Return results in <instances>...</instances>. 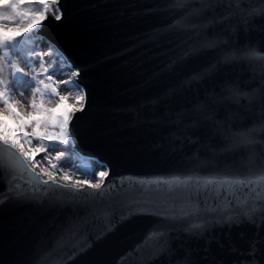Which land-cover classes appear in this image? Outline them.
<instances>
[{"label": "snow or ice", "instance_id": "snow-or-ice-1", "mask_svg": "<svg viewBox=\"0 0 264 264\" xmlns=\"http://www.w3.org/2000/svg\"><path fill=\"white\" fill-rule=\"evenodd\" d=\"M257 2L264 14V0ZM170 4L179 15L166 31L179 40L178 51L166 65L169 75L157 80L138 107L152 106L145 115L167 131L174 150L176 141L183 140L200 147L191 155L182 154L180 166L167 178L133 184L124 177L109 180V163L84 158L77 150L79 133L72 122L89 103L81 81L83 69L43 36L44 21L64 18L60 0H0V204L22 199L106 203L102 214L108 229L115 227L112 218L117 210L121 224L132 216L155 218L133 251L154 245L176 256L175 264H228L215 258L195 259L189 249L177 254L168 238L177 230L203 238L210 218L237 223H256L260 218L264 224V155L257 157L254 151L258 144L264 145V139L258 138L264 133V77L244 91L236 78L222 71L264 60V46H240L231 23L256 10L240 0H170ZM159 38V34L154 37ZM38 39L46 50H40ZM201 83H211V91L201 92ZM62 88L71 91L62 94ZM241 98L247 103L241 104ZM227 101L247 115L228 109ZM240 150L245 160L239 165L222 159ZM76 159L83 162L74 165L79 169L75 175L83 178H74L63 167ZM151 184L154 191L166 195L151 198L148 193L153 189L147 186ZM87 223L85 219L70 225L58 244L82 234ZM232 252L237 259L231 264H264V238H253L247 250L233 247ZM46 260L42 258L40 264Z\"/></svg>", "mask_w": 264, "mask_h": 264}, {"label": "water", "instance_id": "water-1", "mask_svg": "<svg viewBox=\"0 0 264 264\" xmlns=\"http://www.w3.org/2000/svg\"><path fill=\"white\" fill-rule=\"evenodd\" d=\"M240 2L256 12L247 18L232 19L235 39L240 46H264L261 5L257 0ZM60 6L64 18L44 21L43 34L83 69L81 81L89 93V103L85 113H77L72 122L79 133L77 149L109 163V180L124 177L138 184L167 178L180 166L181 155H191L200 144L176 141L174 150L167 131L154 117L145 115L153 111L152 106L138 107V102L152 92L157 80L169 75L166 65L178 51L179 40L166 29L179 13L170 0H60ZM158 34L160 38L154 39ZM170 39L175 42L169 43ZM222 71L236 78L242 90L249 91L256 86L252 81L264 77V60L226 66ZM198 87L201 92L211 91L212 84L201 83ZM196 88L194 85L192 90ZM240 103L247 101L241 98ZM169 104L175 107L173 101ZM226 107L247 115L231 101ZM250 123V119L245 121L246 125ZM258 138L264 139V133ZM254 151L257 157L264 155V145L258 144ZM222 159L239 165L245 153L240 150ZM147 186L153 189L148 193L151 198L166 195L154 191V184ZM112 204L118 209L115 201ZM106 206L23 199L0 204V264H40L44 257L45 264H175L176 256L160 252L154 245L133 251L154 217L132 216L121 224L117 223V210L112 218L115 227L108 229L102 214ZM85 219L88 223L82 234L58 244L70 225ZM256 237L264 238L260 218L256 223H237L217 217L210 218L203 238L177 230L171 233L168 243L177 254L189 249L195 259L208 257L231 264L237 259L232 248L247 250L249 241Z\"/></svg>", "mask_w": 264, "mask_h": 264}, {"label": "bare ground", "instance_id": "bare-ground-1", "mask_svg": "<svg viewBox=\"0 0 264 264\" xmlns=\"http://www.w3.org/2000/svg\"><path fill=\"white\" fill-rule=\"evenodd\" d=\"M38 45H39V39H38ZM40 50H42V51H44V50H46V48H44L43 46H40ZM62 78V77H61ZM68 91H71L70 89H65V88H62L61 89V93L62 94H64V93H66V92H68ZM70 101V103H73V101L72 100H69ZM78 150V149H77ZM78 152L79 153H81L82 154V156L84 157V158H87V157H90V156H88V155H85V154H83L82 152H80L79 150H78ZM54 155V154H53ZM94 158V157H93ZM95 159H97V158H95ZM82 163L83 161L82 160H80V159H76L75 161H74V163H69V164H65V165H63V167H65V169L66 170H69L71 173H73L74 174V178L75 177H78V176H80V177H83L82 175H75V174H77L78 172H79V169H78V167H76V166H74L75 165V163Z\"/></svg>", "mask_w": 264, "mask_h": 264}, {"label": "rangeland", "instance_id": "rangeland-1", "mask_svg": "<svg viewBox=\"0 0 264 264\" xmlns=\"http://www.w3.org/2000/svg\"><path fill=\"white\" fill-rule=\"evenodd\" d=\"M43 36H44V38L46 39V40H49L44 34H43ZM51 41V40H50ZM39 45L40 46H43L44 48H46V46L45 45H42V44H40V42H39ZM30 96V93H25V98H28ZM18 99H19V97H17ZM67 103H69L70 104V101H68ZM29 111H30V108H29ZM77 162V161H76ZM78 164H80V163H75V165H78ZM75 178H83V177H80V176H78V177H75Z\"/></svg>", "mask_w": 264, "mask_h": 264}]
</instances>
